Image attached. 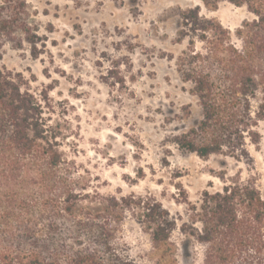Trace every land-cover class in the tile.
Listing matches in <instances>:
<instances>
[{"label":"trees","instance_id":"obj_1","mask_svg":"<svg viewBox=\"0 0 264 264\" xmlns=\"http://www.w3.org/2000/svg\"><path fill=\"white\" fill-rule=\"evenodd\" d=\"M196 1L209 11L244 8L252 19L232 37L198 7L179 13L178 40L188 47L176 72L200 120L173 142L203 161L247 162L264 121V0ZM32 17L26 0H0V50L27 46L38 57L44 40ZM58 138L22 75L0 70V264H137L118 244L126 217L149 237L153 264H178L177 229L202 248V264H264V199L254 183L218 176L221 191L203 192L178 228L182 220L151 197L89 193Z\"/></svg>","mask_w":264,"mask_h":264},{"label":"rangeland","instance_id":"obj_2","mask_svg":"<svg viewBox=\"0 0 264 264\" xmlns=\"http://www.w3.org/2000/svg\"><path fill=\"white\" fill-rule=\"evenodd\" d=\"M44 41L29 48L4 44L0 70L21 74L40 102L60 151L88 192L117 198L151 197L171 216L188 221L202 193L224 186L218 176L252 182L264 199V121L250 160L213 156L206 161L179 150L173 139L200 120L196 100L176 72L187 50L179 42V13L198 7L231 36L244 8L221 3L209 11L196 0H26ZM234 40V39H233ZM201 45L196 43V50ZM118 244L137 264H153L149 237L126 217ZM178 264H202V248L174 231Z\"/></svg>","mask_w":264,"mask_h":264}]
</instances>
